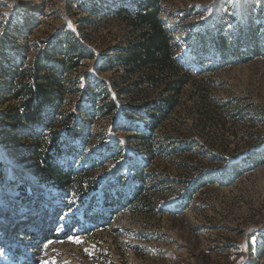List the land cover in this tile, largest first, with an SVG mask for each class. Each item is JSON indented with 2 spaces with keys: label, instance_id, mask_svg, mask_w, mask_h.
I'll list each match as a JSON object with an SVG mask.
<instances>
[{
  "label": "rangeland",
  "instance_id": "obj_1",
  "mask_svg": "<svg viewBox=\"0 0 264 264\" xmlns=\"http://www.w3.org/2000/svg\"><path fill=\"white\" fill-rule=\"evenodd\" d=\"M142 1L0 0V264H264V0L159 1L190 76L152 129L161 88L116 64ZM51 73L59 104L7 138L13 91ZM35 136L91 187L44 182Z\"/></svg>",
  "mask_w": 264,
  "mask_h": 264
},
{
  "label": "trees",
  "instance_id": "obj_2",
  "mask_svg": "<svg viewBox=\"0 0 264 264\" xmlns=\"http://www.w3.org/2000/svg\"><path fill=\"white\" fill-rule=\"evenodd\" d=\"M159 1L143 0L141 9L134 13L126 7L119 9L120 12L129 16V24L137 30V35L116 57V64L124 69L126 76L138 73L134 81L137 87L146 84L161 88L157 97L144 103L150 107L151 123L148 124L150 129L154 127L159 118L173 108L177 102V93L190 76V71L184 69L174 59L169 32L160 18ZM248 53L251 54L250 56L258 54V49L252 48ZM36 70L39 71V69ZM13 97L22 99L10 112L11 114L6 115V118H9L6 124L12 130V133L6 137L14 140L17 137L18 122L23 121L30 124L43 122L44 107L59 104L63 91L57 87L55 75L51 73L44 81L36 76L35 81L27 88L21 87L14 90ZM107 106L109 113L117 108L113 101H110ZM147 136L148 133L143 132L136 135L138 139H145ZM32 140L35 144L27 147L26 154L31 155L36 173L44 182L48 184L50 182L58 188H73L79 193H84L91 187L92 184L89 182L84 185L82 180H75L71 168L65 169L55 163L52 158L53 154L59 152L56 141L47 144L38 140L36 136L32 137ZM134 176L137 180H141L143 173L138 171ZM118 201L114 197L112 199L102 197L98 204L101 209L97 210L95 215L104 217L105 212L109 211L108 208L117 204Z\"/></svg>",
  "mask_w": 264,
  "mask_h": 264
},
{
  "label": "snow or ice",
  "instance_id": "obj_3",
  "mask_svg": "<svg viewBox=\"0 0 264 264\" xmlns=\"http://www.w3.org/2000/svg\"><path fill=\"white\" fill-rule=\"evenodd\" d=\"M77 243H79V241H76Z\"/></svg>",
  "mask_w": 264,
  "mask_h": 264
}]
</instances>
